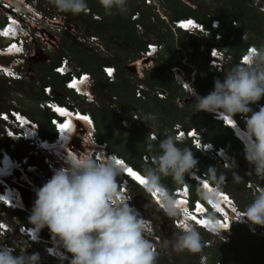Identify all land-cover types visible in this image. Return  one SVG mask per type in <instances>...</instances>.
<instances>
[{"label": "clouds", "instance_id": "9594fccd", "mask_svg": "<svg viewBox=\"0 0 264 264\" xmlns=\"http://www.w3.org/2000/svg\"><path fill=\"white\" fill-rule=\"evenodd\" d=\"M140 1L144 5L142 0ZM155 2L163 7L160 2L156 0ZM50 3L61 12L73 15H79L84 12L90 13L86 0H50ZM99 3L106 14H111L113 9H117L120 12L127 11V0H99ZM257 4L261 10V6L264 4L259 2ZM144 6H149L153 9L154 5ZM163 9L167 16L166 9L164 7ZM0 11L3 15L0 20L4 21L3 24H0V57L1 59H11L7 62L0 60V78L10 81H22L25 78L24 70L31 56L29 45L34 41L33 37L35 35L34 32L29 33L26 27L29 23L32 27L35 26L32 21L38 20L39 22L44 20L45 14L34 0H0ZM136 11H139L140 14V10H135L134 12ZM133 13H131V19ZM153 13L160 19L167 20V17L164 18L159 12L153 10ZM99 17L95 18L100 19ZM179 17H191L199 20L194 16ZM172 19L167 21L171 31ZM218 19L221 21L220 18ZM218 23V21L214 22L213 27H217ZM142 28L138 29L143 30ZM178 31L188 33L186 30ZM200 33L204 36L209 35V33ZM247 35L246 33L245 38H247ZM82 36L79 35L77 40L89 48H93L91 43L97 42L103 45L97 35L84 36L86 38L85 41L81 40ZM91 36H95V40H91ZM35 37L37 36L35 35ZM156 44L163 43L156 42ZM96 46L99 47V45ZM16 47L18 49L14 50L15 52L8 53L12 48ZM248 47L250 48L240 61L239 56L242 52L238 55L237 61H235L231 53V64L227 70L224 69L223 65L219 67L214 65L224 72V74L219 73L223 74L224 78L223 80L215 79L214 88L206 96L198 94V82L201 78L199 68L198 78L192 80L190 78L191 67L183 63L177 65L182 69L189 81L182 80L187 86L178 83L172 71L169 70V72L181 91L186 92L188 97L196 98V112H208L212 119L220 121L224 126H230L229 128L233 131V134L245 147V159L254 170V172L250 171L249 173L255 174L258 178L264 180V105L260 106L258 111H254L251 107V105L264 98V45L258 46L253 42L246 45L243 52ZM143 49L138 51L137 59H129L128 64H140L145 59L152 60L165 50L163 45L156 54L141 55V51H144ZM177 50H180V47H177ZM37 52L40 51L38 50ZM186 54L184 53L183 56H186ZM193 54L196 55V52ZM63 57L69 59L72 70L79 74H85L83 77L85 91H92L91 93L95 95V101H87L85 99L86 93L68 90L63 83L61 86L53 84L51 77L53 78L56 74L59 77H63V82L66 79L65 75L59 74L54 70V67L61 63ZM213 57L216 59L215 56ZM174 64H169V66L171 67ZM110 65L116 70V80L117 67L114 64ZM101 66L100 71L102 73ZM184 67H187V69L185 70ZM126 68L128 69L127 65ZM52 70L53 76L50 77L48 75L50 80L40 86L42 97L39 100V107L42 110L47 109L51 113L49 122L53 129V137H44L41 134L39 121L30 118L16 108L15 105L7 109H0L2 125L5 128L1 133L7 140L12 142L7 143L4 140L1 141L4 144L0 145V188L4 187L7 190V194L4 196L5 199H0V210L16 212L17 214L19 211L29 213L28 224L22 222L18 216V220L14 224L0 217V264H57L53 261L45 263L47 258L43 256L42 249L46 237V228L53 237V244L56 248V254L61 257V264H63V258L67 253H70L71 257L66 264H158L159 252L156 250L154 239L159 240V235L156 233L159 228H155L153 220L148 217L146 210L140 206V201L137 198L139 194L132 191L134 185L141 187L145 192V195H141L146 196L149 199V203L160 213L169 217L171 226L179 230V234L175 236L174 240H166L164 242L165 247L170 245L177 253L185 251L191 253L202 252L205 244L200 231L211 233L213 236L224 237L223 241H226L227 237L224 233L231 231L234 224L247 225L250 230L253 226L264 227V187L257 189L252 202L242 209L236 203L234 196L220 185L226 180L223 172H220L217 176V169L210 166L207 169L211 175L209 177L198 166L199 161L190 148L197 155L205 158L208 156L224 167H229V169L235 167V162L232 160L229 150L223 146L216 145L213 141L205 140L204 133L206 129L204 127L195 125L185 127L180 123H175L171 126L173 134L165 135L162 138H158L155 131H151L150 134L148 132L150 140L157 142L159 139V153L157 155H141L143 160L145 159V163L149 164L145 167L143 173L136 168L144 176L145 182L140 186L131 179L134 176L129 172L131 171L129 159L127 161L129 165H126L123 155L112 149L108 139L104 141L98 139V126L94 112L92 113L90 110L85 109L87 107L83 108L75 99L76 97L82 98L83 103L88 106L98 102L97 94L94 90L96 75L81 65L75 64L66 55L60 56L59 62L52 66ZM19 72L22 75H19ZM102 75L104 79L108 80L103 73ZM134 75L138 76L137 74ZM91 77L94 78V83L89 86ZM139 83L143 84L142 89L145 97L147 95H155L158 98H166V95L164 97L157 95L156 90L160 88L153 89L140 81H137V85L133 87L135 98H145L137 97L135 94V88ZM193 83L197 87L196 90L191 86ZM47 84L52 86L53 101L58 104H64L66 96H69L76 104L78 110L63 114L48 107L46 103L45 107L42 106L41 104L50 98L44 91V85ZM58 87H61V89ZM160 90L164 91L163 89ZM58 94L64 96L63 102L55 98ZM73 96L76 97L74 98ZM113 103L110 104L111 109L114 108ZM86 114L91 117L95 126L92 134L94 138L93 144L89 140L84 139L85 135H89L88 117L83 116ZM54 116L63 121L60 131L55 129ZM225 118L233 121L234 124L227 123ZM234 118L238 126L244 128L242 131H244L246 142L243 138L237 136ZM146 119L154 121L156 117L153 114H149ZM123 120V126L127 127L130 125L126 117ZM33 127L38 129V133L31 130ZM152 133H155V135H152ZM187 141L190 148L180 146L182 143L186 144ZM14 142H24L31 148L17 155L14 153V149L10 147ZM58 143L60 145L56 148ZM36 144L40 150H37ZM79 145H82L83 148H80ZM91 145H94L98 150L103 149L105 151L102 152V159H98L94 152L89 153ZM102 145H105V147L102 148ZM152 147V144L149 143L148 148L151 150ZM110 152L112 154H108ZM35 155L41 157V162L46 165L45 167L49 163L46 160V155H50L54 165L53 168H42L51 176L48 180L45 178L40 179V181L45 182L42 186L26 182L32 185L36 191L35 200L30 210L22 204L24 197L19 189L20 187L16 186L20 192V194L16 195L17 204L13 205L9 196L14 192L11 188L12 172L14 171L13 169H17L14 157L18 156L23 160L24 169H26L27 164L36 165L33 169L28 170V173L35 174L37 167L41 168L38 163L32 161ZM146 156H148V159L145 158ZM132 168L135 167L133 166ZM167 177L180 185L169 188L163 183V179ZM185 177L196 183L200 196L195 197L192 195L191 185L185 181ZM232 177L237 182H240L243 178L236 172L232 173ZM38 186L40 187L37 189ZM207 190L212 192L210 193ZM216 221L222 222L221 227L214 223ZM206 222H213L211 229L206 225ZM20 223L24 224L25 229L19 225ZM260 229L251 231L255 234L264 235V232L260 231ZM15 234L19 235L22 243L36 246L39 251L36 249L31 254L26 250L21 252L20 246L17 243L13 244L14 242L10 237H16ZM5 240H8L12 245H16L17 249L6 243ZM28 248L30 247L28 246ZM60 249L64 251L61 252ZM48 252L52 254L53 249L49 248ZM204 257L205 255L202 256V258Z\"/></svg>", "mask_w": 264, "mask_h": 264}, {"label": "rangeland", "instance_id": "374dc122", "mask_svg": "<svg viewBox=\"0 0 264 264\" xmlns=\"http://www.w3.org/2000/svg\"><path fill=\"white\" fill-rule=\"evenodd\" d=\"M34 1L37 2L38 6L43 10L45 17L44 20L39 22L38 20L32 21L35 25L33 28L36 30V32H38L37 34L39 35L37 37L34 35V41H32L29 45L31 56L24 70V80L10 81L0 78V109L14 107L15 105L16 108L21 110L24 114L40 122L39 114L42 112V109L39 107V100L42 97L40 86L41 84H44L50 80L49 76H53V74L48 70L51 65V59L53 57L66 55L70 57V59L73 60L75 64H78V58L80 55L83 56L85 54L83 50H80L84 49L85 47L79 43H77L76 46L73 45V42L71 41L70 36L67 35L66 31L72 32V38H77L79 35L89 36L92 34L87 35L82 29H76L60 12H58L59 10L50 3V0ZM90 1L93 3V7L98 5V7L101 8L100 10H104V8L100 5L99 0ZM156 1L163 4L164 8L166 7V4L168 6L169 3V5H171L173 8L185 9V6L181 4L183 3L190 8L204 14L206 18H219L220 16L235 10V8L239 5L241 6L243 2V0H179L181 3L177 0ZM135 9L140 10L142 16H151L150 18H152V23H154L153 31L155 33L147 32L143 27V30L137 32L138 36L147 42H162L165 50L162 52V54L157 55L156 58L147 60L139 66V70L142 73L141 76L136 77L133 72H130V70L127 69L130 75L127 74L125 77L126 80L128 79V85L125 87L119 85L121 79L117 72L116 84L110 86V84L106 83V85L111 87V89L106 90L105 92L103 91L104 93L102 92L99 100L100 102L98 101L97 103L88 106L83 103L82 98L80 99L75 98L74 96L73 97L80 103L82 107H87L90 112H94L95 115L97 114L99 116V120L101 121V125L103 127V129H101V133L102 135L105 134L106 138L112 143V145H110L112 149L121 153L126 163H128L127 161L129 158L131 162L140 165L141 167L144 165L143 169H145L149 163H145V159L143 160L141 156L143 154L142 152L151 151L152 149L150 150L148 148V141L143 142L141 140L140 135L142 132H149L150 134L151 131H155L158 135V138H162L165 135H172L173 132L171 131V127L167 126V120H169V118H174L175 123H180L185 127L194 125L197 127H204L206 129L204 138H206L210 135V128L208 127L209 124L212 123L210 121H206V119L212 117H210L209 113L205 111L196 112V98L188 97L187 93L181 91L180 89L177 94L178 96L173 98V100L171 99L173 102V108L170 112L161 110L162 107L159 106V103L162 101H158L155 98L146 102H141L133 96V87L134 85H137V81L143 82L149 86V81H155L157 79L159 80L164 76H168L167 79L172 83H175L173 79L167 75L168 71L170 70L167 58H172L175 62V65H180L182 64V57L184 53H187V61L190 62L191 65L194 63V61L199 64L198 68L199 71H201V73L198 71L201 74L199 81L202 80L201 82H205L220 75L207 68L205 54H202L199 57H197L195 54H192L195 51L196 44L202 41L201 39L186 32L178 31L175 33L169 29L167 21H170L174 17H172V12L168 11L166 8V21H161L155 16L152 17L151 13L153 12V9L142 5L140 0H127V11L120 12L117 9H113L112 13L108 15L113 17L116 14H121V18H128ZM93 11L94 10L91 7L90 13L92 14ZM1 13L2 12L0 11V19L3 16ZM93 14L92 18H98L100 16V19L104 15L98 11L93 12ZM54 15H57L56 20L53 19ZM236 21L238 24L235 26L239 27L240 22L239 20ZM29 25L32 27L30 23ZM223 31L225 32V30ZM245 32L248 34L247 37L249 38V31ZM108 35L109 33L104 34V37L97 35L100 38V41L103 43L102 46H100V43L97 42L91 43L93 48L88 53L89 56L92 57L89 63L86 62L88 67L96 66V63L102 59H113L118 57L124 58V64H126L128 67V62L130 60L137 59V55L139 54L137 50L130 49L134 50L132 52L130 50L123 51V49L118 46V44L109 41ZM96 45H99V47ZM177 47H180V50H184V52L181 53L177 51ZM44 48L45 50H43ZM38 50L40 52H37ZM0 60L2 62H7L11 59H1L0 57ZM91 67L88 70L93 72ZM184 68L185 70L187 69V67ZM93 73L96 75L97 82L100 78L104 79L99 69H96V71ZM223 78L224 77H222V80ZM51 79L53 78L51 77ZM58 88L61 89V87ZM156 88L158 87H153V89ZM208 93H206L205 96ZM165 95L167 97L166 92ZM111 103H113L114 108H112L113 110L108 109L110 111L109 112L107 111L106 107ZM257 103L264 105V98H262ZM257 103L251 105L254 111L259 110ZM134 114L138 115L139 117V126L135 121L136 119ZM149 114L155 115L156 119L154 121L146 119ZM124 117H126L130 122V125L127 127L122 125ZM4 130L5 128L2 125V120L0 117V142L5 140V142L9 143L10 140H7L1 133ZM158 141L159 139L157 142ZM185 146L190 147L188 141L186 142ZM10 147L14 149L13 151L17 155L24 153L31 148L24 142H14V144H12ZM79 147L83 148L82 145H79ZM230 154L232 156V160L235 162V167L232 169H229V167H224L220 163L213 161L208 156L205 158L200 155H198V166L204 170L209 175V177H211V175L207 169L210 166L217 169V176L220 174V172H223L226 176V180L220 185L229 191L234 196L236 203L242 209H244L249 203L252 202L253 196L257 189L261 188L262 186H258L259 183L257 179L256 181L253 179H251V181L248 179L245 181L243 174L245 171L241 169V166L238 163V160L243 158L244 154L241 151H238L237 155L232 154L231 152ZM32 161L34 163H38L41 168L46 166L43 162H41V157L39 155L33 156ZM130 166L133 167L132 164H130ZM134 169L141 173L136 168ZM233 172H236L241 177H243L240 182H237L235 179H233ZM45 174L47 173L45 172ZM35 180L41 186L45 183L40 181V179L37 177ZM163 181L170 182V179L167 177L164 178ZM137 198L140 201V206L142 209L146 210L148 217L153 220V225L155 228H159L158 231L161 234V237L159 236V240L154 239L156 250L159 252L158 264H257L264 256L260 250V238L264 239V235L255 234L251 231L253 229L257 230L261 228L260 231L264 232V227L253 226L250 230L247 225L239 226L238 224L233 225L231 231L224 233V235L227 237L226 241H223L224 237L213 236L211 233L200 231L205 244L202 252L191 253L185 251L182 253H177L170 245L165 247L164 242L166 240H174L175 236L179 234V230L171 226L170 218L155 209L153 205L149 203V199L146 196L138 195ZM17 216L18 214L16 212L0 210V217L5 218V220L11 224H14L15 221L18 220ZM23 244L30 247H27L26 250L29 254L35 252L36 249L38 250L36 246H32L28 243H22V245ZM20 249L21 252L25 251L23 250V246ZM203 255H205L204 258H202ZM217 255L221 257V260L215 261Z\"/></svg>", "mask_w": 264, "mask_h": 264}, {"label": "trees", "instance_id": "16d2710c", "mask_svg": "<svg viewBox=\"0 0 264 264\" xmlns=\"http://www.w3.org/2000/svg\"><path fill=\"white\" fill-rule=\"evenodd\" d=\"M177 1H179V0H177ZM86 2L88 5L87 8L90 9L92 7L94 10L93 12L98 11L101 14H104L101 19L97 20V18H92L91 13H85V12L81 13L79 15H73L71 13L61 12V11H58V12H60L62 15H64L66 17V19L70 22V24H72L76 29L77 28L82 29L83 32L87 35H89V34L96 35L97 34L100 37L101 36L104 37L103 36L104 34L109 33V35H108L109 41H111L112 43L118 44V46H120L123 49V51L135 49L138 52V51H140L146 47L147 41L142 39L137 34V32L140 30L138 29L136 23H140L142 25V27H144L146 29L147 32L155 33L153 31L154 23H152V20H151L152 18H150L151 16L150 17L142 16L141 11H140V17L138 20H132L130 18L131 15L128 18H121V16H120L121 14H119V15L116 14L112 17L108 14L105 15L106 14L105 10H103V11L100 10L101 8L98 7V5H95L93 7V3H91L90 0H86ZM258 2L260 4H264V0H243L241 6L240 5L237 6L235 8V10H233V8H232L233 11H230L228 14H224V15L219 17L221 19L222 29L225 30V32H223L224 33L223 45L228 49V51L230 53H232L235 61H237L238 55L241 52H243L246 45L253 43V42L256 43L258 46L264 45V12H262L260 10L258 4H256ZM181 4L183 6H185V9L173 8L171 5H169V3H168V6L166 4L165 8L168 11L172 12V17L194 16L197 19L204 21L207 25L209 24V19L212 17L206 18L204 16V14L198 12L197 10L192 9L183 3H181ZM145 7L151 8L149 6H145ZM151 15H152V17L155 16L159 20L163 21V19H160L153 12L151 13ZM233 20H239L240 26L239 27L234 26L232 24ZM3 23H4V21L0 20V24H3ZM245 31H249V34H250L249 38L248 37L247 38L242 37L243 32H245ZM66 32H67V35L70 36L71 41L73 42L72 44L76 46L77 43H79L77 38L76 37L72 38V35H73L72 32H70V31L69 32L66 31ZM229 35H233L234 39L230 40ZM3 42L6 43L5 40H3ZM79 44H81V43H79ZM81 45H83L85 48L80 49V50H83V52L85 54L83 56L80 55V57L78 58V64L81 65L82 67H84L85 69H90L91 66L88 67V64H86V62L89 63V61L91 60L92 56H89L88 52L92 48H88L84 44H81ZM130 51L132 52L134 50H130ZM59 60H60V57H53L51 59V65L48 69L49 72L53 73L52 66L55 65L57 62H59ZM167 62H168V64H174L175 63L172 58H167ZM102 64H114V65H116L118 75L121 79L119 82L120 83L119 85L124 86V87L128 85V79L126 80L125 77L127 74H129V71L126 68V64H124V58L118 57V58H113V59H102L101 61L96 63V66L91 67L92 71L94 72V71H96V69L100 70V66ZM216 74H219V73H216ZM167 75H169V77H171L169 71H168ZM219 75L220 76L213 77L208 81L201 82L202 80H200L198 82L199 95L200 96H205L206 93L210 92L214 88L215 79L219 78L222 80V77H224L223 74H219ZM167 77L168 76H164L159 80L157 79L155 81H149L148 84L152 88L154 86H157L158 88L163 89L167 93L168 99H167V97L166 98H158L155 95H147L145 98H142V99L138 98L137 100H139L141 102L142 101L146 102V101H149V100L155 98L158 101H162L159 103V106L162 107L161 110H165L167 112L172 111V108H173L172 107V103H173L172 100H173V98H176V96H178L177 94H178L179 88L175 83H172L170 80H168ZM52 82L55 86H61V84L63 83V77H59L56 74V75H54ZM106 83H108V84H110V86H112V85L116 84V80L109 82L106 79L100 78L98 82L96 81L95 86H94V90L97 94V100L98 101L100 100V96H101L103 91L105 92L106 90L111 89V87H108L106 85ZM55 98L60 102L64 101V96L61 94L56 95ZM109 106L106 107L107 111L111 110V107H109ZM85 109H88V108H85ZM39 115H40V122L39 123H40V128H41V134L44 137H53V129L51 128V124L49 122L51 113L46 109V110H42V112ZM94 117L97 121V126H98V129H97L98 139L104 141L107 138H106L105 134L102 135V133H101V129H103V127L101 125V121L99 120V116L97 114L95 115V113H94ZM206 121H210L212 123L209 124V127H208V128H210L209 129L210 135H209V137L207 136L205 138V140L213 141L216 145L224 146L232 154L237 155L238 151H241L244 154V157L240 158L238 160V163L240 164L241 169H243L245 171L243 173L244 177H245V181L247 179L248 180L253 179L256 181V179H257L260 186L264 187V180L258 178L255 174L249 173L250 171L254 172V170H253L252 166L248 163V161L245 159V152H244L245 148L243 147L241 141L233 134V131L228 126H224L220 121L214 120L212 118H207ZM174 123H175L174 118H169V120H167V124H168L167 126L171 127L172 125H174ZM206 127H207V125H206ZM161 130H163V129H161ZM140 138L143 142L148 141L153 146L151 151H143L142 152L143 154H155V155H157L159 153L158 142L150 140L149 136H148V132H142L140 135ZM149 143H147V144H149ZM3 144H4L3 142H0V145H3ZM111 145H112V143H111ZM180 146L184 147L185 144L182 143ZM190 149L192 150L195 157L198 159V155L196 154V152L192 148H190ZM128 162L130 164H132L135 168L139 169L143 173V171H144L143 166L141 167L140 165H137V164L131 162L130 159ZM185 179H186L185 181H187L191 185L192 195L195 197L200 196V191L197 188L196 183L193 182L192 180H189L187 177H185ZM170 180H172V179H170ZM211 180H212V178H211ZM213 182H215V181H213ZM163 183L165 185H167L169 188H173L177 185H180V184L174 183L173 180L170 182H164L163 181ZM132 191L136 192V194H139V195H141V194L145 195L144 190L141 187H139L138 185H134L132 187ZM28 216H29L28 212H24V211L18 212L19 219L26 224H28V219H27ZM234 225H237V224H234ZM238 225L241 226L242 224H238ZM156 233H157V235H159L161 237V234L159 233L158 230H156ZM260 240H261L260 250L262 252V255H264V239L260 238ZM227 245H230V244H227ZM217 260H221V257L218 255L216 256L215 261H217ZM259 261L260 262L257 264H264V256Z\"/></svg>", "mask_w": 264, "mask_h": 264}, {"label": "built area", "instance_id": "2783aa9c", "mask_svg": "<svg viewBox=\"0 0 264 264\" xmlns=\"http://www.w3.org/2000/svg\"><path fill=\"white\" fill-rule=\"evenodd\" d=\"M142 3L144 5H154L152 8L155 12H159L164 18H166V13L164 12L163 7L155 2V0H142ZM261 10L264 11V5L261 6ZM164 12V14H163ZM25 15V13H24ZM139 11H136L132 14V19L136 20L139 17ZM53 19H57V15H54ZM218 21V26L217 27H213L214 22ZM232 24L235 26L237 23L236 20L232 21ZM185 25H188L187 27H185ZM171 29L172 31L176 32L178 30H186L188 33H190L191 35H195L197 36L199 39H201L202 41L196 46V49L194 52H196V56L199 57L202 54H205L206 57V62H207V67H209V69L214 72V73H223L224 72L220 69H218L216 66H224V69L227 70L228 67H230L231 64V59H232V55L231 53H229V51L227 50V48L223 45V29H222V23L218 18H211L209 20V25H206L203 21H199V20H195L191 17H179V18H174L172 19L171 22ZM138 28H142V26L140 24H137ZM25 28V27H24ZM33 27H31L29 24L26 27V30L29 33L34 32V34L36 36H38L39 34H37L38 32H36V30L32 29ZM200 32H204L205 34H208V36H204L203 34H201ZM246 37V33L243 34V38ZM230 40H232L234 38L233 35L229 36ZM85 37L82 36L81 40L85 41ZM91 40H95V36H91ZM209 44H211L209 46ZM100 46H102L100 44ZM163 44H156V42H148L146 44L145 49H143L144 51H141V55L142 54H147V55H152V54H156L157 51L162 48ZM209 46V47H208ZM251 47V46H250ZM248 47L244 52H242V54L239 56V61L242 59L243 55L247 52V50L250 48ZM213 50V53H212ZM177 51H181L184 52V50H177ZM193 52V53H194ZM192 53V54H193ZM215 56L216 59L212 56ZM187 56H183L182 57V63L185 65H189L191 67L190 70V78L192 80L197 79L198 78V63H196L194 61V63L191 65L190 62L187 61ZM215 59V60H214ZM216 65V66H214ZM180 69L177 65H172L170 67V70L173 73V76L175 78V80L178 83H181L184 86H187V84L183 83V81H187V78L185 77L184 72L182 71V69ZM55 72H58L59 74L65 75L66 79L64 80L63 84L65 85V88L68 90H76V91H80L82 93H86L85 99L87 101H95V95L93 93H91L90 91H85V85L83 84V77H84V73L83 74H79L76 71L72 70L70 68V61L68 58L63 57L62 61L60 64L56 65L54 67ZM101 70L102 73L105 75V77L109 80V81H113L115 80V75H116V70L115 68L110 65V64H102L101 66ZM110 73V74H109ZM19 75H22L21 72H19ZM183 80V81H182ZM94 83V78L91 77V80H89V86H92ZM75 84L76 87H72L71 85ZM195 90L197 89V87L195 86V83H193L191 85ZM90 89V87H88ZM143 84L139 83L138 86L135 88V94L137 97H145L144 95V91H143ZM145 89V88H144ZM91 90V89H90ZM44 91L47 95L50 96L49 99H47L44 103H42V106H48L51 107L53 110L58 111V113H63V114H67L70 111L73 110H78L76 104L74 103V101L69 97L66 96V100L64 104H58L57 102L53 101L52 98V86L50 84L44 85ZM157 95L159 97H164L165 93L162 90H156ZM46 103V105H45ZM71 106V107H70ZM262 106L261 103H257V107L259 109V107ZM71 108V109H70ZM135 115V121L137 122V125H140V121L138 120L139 117L138 115ZM84 117H88V123H89V130H88V134L89 135H85L84 139L89 140L90 143L93 144V131L95 130V126H94V122L91 119V117H89L88 114L83 115ZM243 121L245 122L244 117L242 116ZM54 121V125H55V129L57 131L61 130V126L63 121L61 119H59L58 117L54 116L53 118ZM124 121V120H123ZM126 122V120H125ZM36 125V124H35ZM31 130L35 133H38V129H36L35 127L31 128ZM152 135H155V133H152ZM102 148L105 147V145L101 146ZM36 148L37 150H40V148L38 147V145L36 144ZM84 152V151H82ZM95 153L96 157L98 159H102V152H105L103 149L98 150L96 149V147H94V145H91L89 148V153ZM87 153V152H84ZM220 153V152H219ZM108 154H112L111 152ZM146 159H148V156L145 157ZM46 160L49 162L48 166L45 167L46 169L48 168H53L54 162L51 159L50 155H46ZM14 162L16 163V167L17 169H13L14 171L12 172V177H11V188L13 189V194L11 193L9 196V199L11 201V203L13 205L17 204L16 203V195L20 194L19 189L16 187H21L23 186L26 182H29L30 184H38L37 181L35 180L36 177L41 179V178H45L46 180H48L51 176L50 175H45L44 172H46L45 169L42 168H38L35 172V174L32 173H28V170H31V168L33 169V167H36V165L33 164H27L26 169H24V165L22 164L23 160H21L18 156L14 157ZM37 186V185H36ZM40 186L37 187V189ZM5 194H7V190L4 189V187L0 188V199H5ZM15 194V195H14ZM23 229H25L24 224L20 223L19 224ZM45 233H46V237L44 239V243H43V249H42V253L43 256L46 257L47 259L45 260V263H49V261H53L56 262L57 264H61V257L58 256L56 254V248L55 245L53 244V237L51 235V233L49 232V230L46 228L45 229ZM50 236H48V235ZM15 236H10L11 240L14 242L13 244L17 243V245L20 246V248L23 246V250H27V247L25 244L22 245V240L19 237L18 234H15ZM11 241V242H12ZM6 243L10 244L13 248H16V245H12V243H10L8 240H5ZM52 248L53 249V253L49 254L48 249ZM21 250V249H20ZM61 252H63V249H60ZM52 256V257H50ZM71 254L67 253L65 254L64 258H63V264H66L67 261L70 260ZM45 259V258H44Z\"/></svg>", "mask_w": 264, "mask_h": 264}, {"label": "water", "instance_id": "95a60500", "mask_svg": "<svg viewBox=\"0 0 264 264\" xmlns=\"http://www.w3.org/2000/svg\"><path fill=\"white\" fill-rule=\"evenodd\" d=\"M148 59H145V61H142L140 64L134 63V64H128V69L133 72L134 74H137L138 76H141L142 73L139 70V66L146 62ZM21 192L23 193V205L26 206L31 210L32 205L35 200V190L32 185L25 183L22 187L19 188Z\"/></svg>", "mask_w": 264, "mask_h": 264}, {"label": "bare ground", "instance_id": "6f19581e", "mask_svg": "<svg viewBox=\"0 0 264 264\" xmlns=\"http://www.w3.org/2000/svg\"><path fill=\"white\" fill-rule=\"evenodd\" d=\"M9 31H11V30H9ZM16 46V45H15ZM18 48L16 47V48H12L11 49V51L10 52H8L9 54H11L12 52H15L14 50H17ZM221 120H223V119H221ZM225 120L227 121V123H230V124H234V122L233 121H230V120H228L227 118H225ZM234 120L236 121V119L234 118ZM235 132L237 133V136H240L241 138H243L244 140H245V142H246V138H245V135H244V131H242V129L244 130V128L243 127H239L238 126V123H237V121H236V124H235ZM230 127V126H229ZM59 143L56 145V148L57 147H59ZM55 148V147H54ZM125 164L126 165H129L128 163H126L125 162ZM124 165V164H123ZM130 166V165H129ZM133 176H134V178L133 177H131V179L135 182V183H137V184H139L140 186L142 185V183L140 182V180L139 179H137V177H140L141 179H143L144 180V176H143V174H141V173H139L138 171H136L134 168H132L131 167V171H129ZM128 176H130L129 174H128ZM208 192H212V191H210V190H207ZM156 196L158 197V199H159V196L156 194ZM215 224H217V225H219L220 227H221V224H222V222H219V221H216V222H214ZM206 225L211 229V227H212V225H213V222H206Z\"/></svg>", "mask_w": 264, "mask_h": 264}, {"label": "snow or ice", "instance_id": "6c2138e0", "mask_svg": "<svg viewBox=\"0 0 264 264\" xmlns=\"http://www.w3.org/2000/svg\"><path fill=\"white\" fill-rule=\"evenodd\" d=\"M188 25H185V27H187ZM110 74V73H109ZM72 87H76L75 84L71 85ZM137 179L140 180V182L143 184L145 181L143 179H141L140 177H137Z\"/></svg>", "mask_w": 264, "mask_h": 264}]
</instances>
